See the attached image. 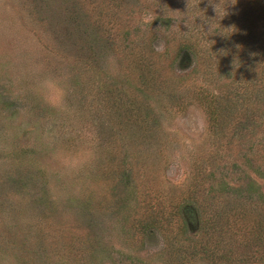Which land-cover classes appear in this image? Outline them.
I'll list each match as a JSON object with an SVG mask.
<instances>
[{
    "label": "rangeland",
    "instance_id": "374dc122",
    "mask_svg": "<svg viewBox=\"0 0 264 264\" xmlns=\"http://www.w3.org/2000/svg\"><path fill=\"white\" fill-rule=\"evenodd\" d=\"M86 1L0 0V264H166L168 240L175 264H244L246 257L247 264H264V235L259 247L243 253L253 221L264 222L261 204L245 207L244 223L221 220L220 234L212 239L218 259L212 263L182 251L200 238L191 216L184 217L186 228L178 229L177 215L186 211L185 195L195 186L193 168L205 161L206 172L218 178L227 153L215 152L217 140L207 133L199 107L176 111L165 96L141 95L124 49L133 42L141 50L146 35H157V10L171 17V31L185 20L207 32L220 29L214 5L219 3L221 14L222 0H145L134 8L123 0L110 20L122 43L117 54L98 51L89 39L95 25L86 20L88 9L98 1ZM202 15L210 20L207 26ZM159 34L151 45L155 54H166L159 63L172 85V75H180L177 67L166 73L172 45ZM185 84L186 78L176 84L174 95L182 94ZM110 89L148 108L146 128L126 129L122 112L107 116ZM258 134L232 140L252 148ZM117 163L125 172L119 177L111 171ZM247 173L257 185L264 180ZM216 183L197 192L206 195ZM238 184L244 187L246 181ZM198 202L197 208L207 210L205 200ZM148 205L174 216L161 232L142 237L130 226L143 219ZM228 250L231 261L224 263L220 254Z\"/></svg>",
    "mask_w": 264,
    "mask_h": 264
},
{
    "label": "trees",
    "instance_id": "16d2710c",
    "mask_svg": "<svg viewBox=\"0 0 264 264\" xmlns=\"http://www.w3.org/2000/svg\"><path fill=\"white\" fill-rule=\"evenodd\" d=\"M97 1L98 4L88 9L89 16L86 20L95 25L93 28L95 31L90 30L88 37L93 44L99 46L98 51L109 49L117 54L122 43L117 42V35L112 33L110 20L119 15V5L122 9L123 0ZM125 1H132L131 8L145 5V0ZM86 2L92 5L91 0ZM232 3H235V0H222L220 5L226 8L221 14H219L220 10L215 11L217 12L215 16L219 15L221 20L220 29L228 34L227 37H225L227 34L219 32V28L216 31L207 32L202 26L201 28L193 27V22L186 20L183 21L184 24H179L176 30L171 31V17L166 12L157 10L158 15L155 20L159 22L157 23L159 29H156L157 35L153 37L157 38L159 33V35L165 33L164 44L172 45V50L167 56L170 60L167 61L166 73L168 68L174 70L177 67V73L180 75L178 77L172 75L174 81L172 85L167 83V79L170 78L163 77L164 66L161 62L159 63L165 53L162 51L154 53L151 45L154 38L150 34L140 41L141 50L138 48L139 43L130 42L127 43L128 46H125L127 48L124 47L126 57L135 71L132 72L137 77L139 91L143 88V91H140L141 95L158 99L165 96L172 102V106H176V111H185L191 105L199 107L204 116L207 133L212 135L211 139L217 140L212 142L215 152L227 153L221 167L217 169L220 175L218 178H214L213 172H206L205 161L204 164L201 163L193 168L195 176L191 179H194L195 186L184 198L193 205L188 202L186 211L182 215H177L179 216L178 229L184 230L187 226L184 217L191 216L194 219L196 231L200 233V238L194 242V247L191 246L190 249H182V251L188 250L189 258L198 257L210 263L218 259L214 249L216 245L212 239L214 235L220 234L221 220L231 218L233 222L236 220L244 223L248 219L245 207L254 204L264 205V192L261 190L264 191V180L257 185L247 173L249 171L256 177H264V0H236L234 5ZM204 16L202 15L200 19L202 22L205 21L207 26L210 20L206 15ZM75 30L78 33L81 31L79 24ZM86 31L88 32L87 29ZM124 33V40L127 41L126 38L130 33L129 31ZM152 57L156 62L152 60ZM168 76L170 77V74ZM184 78H186V84L181 86L182 94L174 95L173 89ZM188 92L189 98L186 96ZM108 93L109 96L105 102L110 113L107 116L113 115L115 118L122 112L123 115L119 116H122L126 129L146 128L149 122L147 112H150L147 107L141 109L140 106H136V101L131 99L130 95L122 99L119 90L110 89ZM256 130H259L260 139L254 147L248 146L242 149L238 146L239 144H234L232 139L236 135L239 138L245 136L251 140L257 133ZM231 154L234 155L231 156ZM211 158L215 160V157ZM111 167L112 174L117 177L125 173L120 163L113 164ZM238 174L241 176L233 177ZM215 180L218 181L215 190L208 188L209 192L207 191L206 195L197 192L201 185L211 186ZM241 181H246L244 187L238 184ZM198 198L206 201L207 210L197 208L200 206ZM106 211L107 209L103 214ZM263 215L264 211L261 219ZM173 216L174 214L166 216L160 209L153 212L148 205L143 219L132 222L130 227L142 237L155 235L171 224L170 219ZM251 230L252 233L248 234L243 241V251H245L243 253H248L253 247H259L262 244L264 222L256 218ZM166 244L168 250L165 263L175 264L173 244L169 240ZM227 253L220 254L224 263L231 261V251L228 250ZM240 262L247 264L248 258Z\"/></svg>",
    "mask_w": 264,
    "mask_h": 264
},
{
    "label": "clouds",
    "instance_id": "9594fccd",
    "mask_svg": "<svg viewBox=\"0 0 264 264\" xmlns=\"http://www.w3.org/2000/svg\"><path fill=\"white\" fill-rule=\"evenodd\" d=\"M201 2V0H199V3ZM235 3H236V0H235ZM235 3H232L233 5L235 4ZM219 3H216L215 5H214V8H215V11H216V7H217V5H218ZM199 5V4H198ZM197 5V6H198ZM227 14V12H226V10H225V15Z\"/></svg>",
    "mask_w": 264,
    "mask_h": 264
}]
</instances>
